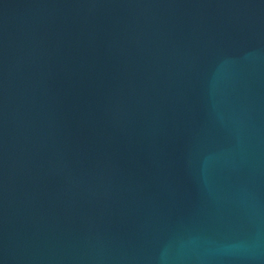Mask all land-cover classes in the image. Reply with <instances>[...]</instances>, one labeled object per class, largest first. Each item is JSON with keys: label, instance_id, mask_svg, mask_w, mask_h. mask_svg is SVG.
<instances>
[{"label": "water", "instance_id": "95a60500", "mask_svg": "<svg viewBox=\"0 0 264 264\" xmlns=\"http://www.w3.org/2000/svg\"><path fill=\"white\" fill-rule=\"evenodd\" d=\"M0 264H264V0H0Z\"/></svg>", "mask_w": 264, "mask_h": 264}]
</instances>
